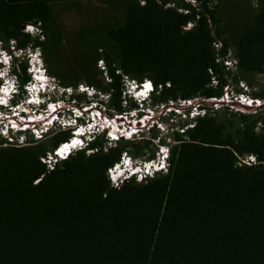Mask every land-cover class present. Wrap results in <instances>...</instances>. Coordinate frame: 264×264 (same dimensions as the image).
Listing matches in <instances>:
<instances>
[{"label": "trees", "instance_id": "obj_1", "mask_svg": "<svg viewBox=\"0 0 264 264\" xmlns=\"http://www.w3.org/2000/svg\"><path fill=\"white\" fill-rule=\"evenodd\" d=\"M0 41L38 48L65 88L105 93L107 115L137 107L126 78L152 82L150 107L218 98L240 80L264 100L253 79L264 73V0H0ZM19 67L24 84L27 62ZM205 108L192 127L169 122L171 112L165 136L156 128L109 147L95 136L51 166L41 159L70 131L1 139L0 264H264V109ZM156 139L170 147L166 172L111 186L120 154L152 157Z\"/></svg>", "mask_w": 264, "mask_h": 264}, {"label": "clouds", "instance_id": "obj_2", "mask_svg": "<svg viewBox=\"0 0 264 264\" xmlns=\"http://www.w3.org/2000/svg\"><path fill=\"white\" fill-rule=\"evenodd\" d=\"M21 51L22 50L17 49L12 42L8 43L7 49H5L0 42V113H4L3 116L0 117V140L4 139L6 141L12 142L14 145H17L19 143H16V134L23 135V138L20 142L22 143L27 142L30 139L35 140V135H41L40 138H42L46 134L50 133V131L58 128L68 130L71 134L69 139L65 142H62L60 145H69L72 144L74 140H76L80 141V144H78V149L84 147L87 141L99 135L104 137L105 143L108 147L112 146L113 143L115 144L121 138L130 139L131 136L122 137L114 135V137H111L113 130L119 129V126H121L120 124L114 123L112 126L109 122L107 123L98 121L101 123L100 125L95 124L92 126V123L95 121V119L88 116V109L81 110L80 113H76V111L73 109L74 106H57L58 109L57 107L54 108L55 106L53 107L51 103L59 101L56 98V95L60 90V86L46 73L40 50L38 48H30L23 53V56L20 57L19 52ZM25 56V60L29 63V68L26 70L27 74L29 75V80L22 84L20 82V72H18V74H12L10 71L14 60L20 61L19 58ZM143 82H145L146 85L150 84L151 87L144 88ZM36 83H38V85L33 91L34 93H32L30 96L31 92H29V88ZM134 83H136L135 86L131 88L132 86L125 82V92L130 91L131 93V96H128V98H131L132 101L137 104V107L135 108H138V110L140 109V106L144 107L145 110L150 109L146 102L149 101L154 90L152 82L149 79H144L140 83H137L136 81ZM80 86L90 92V94L86 96L89 103L84 105V108H86L87 105L99 102L97 98L102 94V92L96 91L91 87H84L83 85ZM63 88L64 87H61L62 90ZM103 95L105 96L106 94L104 93ZM104 98L108 102V97ZM65 101H70L69 97L66 98ZM141 102H143V105ZM65 104L70 106L72 103L67 102ZM50 107H53L55 112L53 113L50 111L51 114H53L46 115L48 117V122L46 124H42L43 120L38 118L34 119V122L32 121L33 117L36 118L35 113L31 114L32 109L35 111H40L43 114L47 109L50 110ZM102 108L104 109L103 105ZM25 109H28V112L23 111ZM72 110L75 112H72ZM89 110H92V106L89 108ZM143 110L144 109L141 108V112ZM129 112L131 111L128 110V113ZM18 114H22L26 121L25 125L27 126L20 127L19 125L12 124L13 121V123L16 124L20 123ZM112 115H107L105 118H110ZM50 116L52 118H50ZM64 119L66 123L65 125H62ZM3 130H5L4 133L2 132ZM137 131L134 133L135 135H137ZM160 142L161 141H158L159 144H161ZM4 145L7 144L4 143ZM155 145L157 144L155 143ZM163 145L168 146L170 154V147L167 143L161 144L157 152L155 149L154 156L150 157L148 155L146 159H144V155L134 156L126 151H123L120 154L119 160L106 170V176L110 185L118 187L128 180H136L140 182L146 178L153 177L156 173L165 172L168 166L169 158L167 151H165L166 148ZM55 149L52 151V153H50V158L48 161L41 159L43 162H46L48 166L50 161H53V159L56 161L58 159L66 158L71 152H73L68 147L66 153L62 157H59L57 154H55ZM44 156L45 157L43 158H46V154Z\"/></svg>", "mask_w": 264, "mask_h": 264}, {"label": "rangeland", "instance_id": "obj_3", "mask_svg": "<svg viewBox=\"0 0 264 264\" xmlns=\"http://www.w3.org/2000/svg\"><path fill=\"white\" fill-rule=\"evenodd\" d=\"M24 30L25 31H29V32H31V34H35L36 32H37V30H36V28L34 27V26H31V25H28V26H26V27H24ZM20 54H19V56L21 57V56H23V53H24V51H21V52H19ZM26 59V56L25 57H22V58H19V60L20 61H24ZM3 67V66H2ZM100 69H101V67H100ZM253 79H254V81H255V83H259V85H261V86H264V73H262V74H255L254 76H253ZM38 85V83H36L35 85H33V86H30V88H29V92H31V94L32 93H34L33 91L35 90V88H36V86ZM60 86V85H59ZM84 86V85H83ZM256 86V88L258 89V85H255ZM53 87V86H52ZM84 87H86V86H84ZM233 87V90H235V92H240V89L238 88V86L237 85H235V86H232ZM55 88V87H54ZM249 89H250V91L253 89V88H250L249 87ZM248 89V90H249ZM75 92H78V93H81V94H85V96H87V95H89L90 94V92L89 91H87L86 89H84V88H82L80 85L77 87V88H74V89H70V88H63V90L61 89V86H60V90H59V92H58V94L56 95V98L59 100V101H57L56 103H55V107H54V105H52L54 108H56L57 106H60V107H64V106H68V107H72V104L69 106L68 104H65V103H67V102H69V103H71L70 101H65V99L66 98H68L70 95H72L73 93H75ZM234 92V94H232V96H231V98H233V96L236 94ZM104 93H102L97 99L99 100V102H95V103H93V104H90V105H87L86 106V108H84V109H82L81 108V110H86V109H88V116H90L91 118H93V119H95V121L92 123V126H94L95 124L96 125H100L101 123L100 122H98V121H101V122H109L110 123V125H114V123H116V124H118V122H119V124L121 125V126H119V129H115V130H113L114 131V134L111 136V137H114V135H117V136H120V134L121 135H125L126 137H129V134H125V133H129L128 131H129V129L132 127V126H134V129H135V131L136 130H138L137 132V135H135L134 133H131V137H130V139L129 138H121V139H128V140H138L140 137H141V135H144V136H149L156 128L158 129V131L159 132H157L159 135H162V136H165L166 135V133H169L170 131L167 129V125L166 124H164V122H163V120H162V118L164 117V116H166V115H169V113H161V114H158V115H156L155 114V112H153V114H152V116H153V120L152 121H148L144 126H141L142 124L140 123V124H138V125H135V124H133L134 123V121H136L137 120V117H140V116H142L147 110H145V108L144 107H142V106H140V109L139 110H141V108L142 109H144L141 113H139L138 111V109H136V108H130L129 110L131 111V109H136L135 110V112L133 111L132 113H128V111L127 112H124L126 115H122L123 117H125L126 116V118H123V119H121V118H119L118 120L119 121H117V118H115L113 121L110 119V118H105V117H107V115L104 113V109H106V104L105 103H107V100L104 98V97H107V95H103ZM125 95L128 97H130L131 96V93H130V91H127V92H125ZM227 99H229V98H227ZM87 100H88V98H87ZM104 100V101H103ZM95 101H97V100H95ZM102 105H103V107H104V109L102 108ZM203 105H205V104H203ZM92 106V110H89V108ZM227 105H221V104H218L216 107H219V109H216V110H223V109H225V108H230L229 106H227ZM53 107H50V110H46V113L47 114H49V115H52L54 112H55V110L53 109ZM209 108V110H211L212 111V109H211V107L209 106L208 107ZM236 108V110H240V111H243V112H248V113H254V111L255 110H244V109H242V108H238V107H235ZM57 109H58V107H57ZM231 109V108H230ZM262 109H264V108H262ZM28 109H25V110H23V111H27ZM138 110V111H137ZM188 113H186V115L183 117L182 116V114H177V113H175V112H173V113H175L176 114V116H172L171 118L172 119H174L173 120V123H175L176 125L175 126H178L179 127V125H180V123L182 122V123H187V127H192L193 125H194V121L193 120H195L197 117H201L202 115H203V113H200L199 112V110H198V108H196V109H194V108H188ZM45 111V110H44ZM53 112L52 114H51V112ZM187 111V110H186ZM72 112H75V111H73L72 110ZM77 113V112H76ZM123 113V114H124ZM197 113V114H196ZM3 114L4 113H0V117H2L3 116ZM196 114V115H195ZM42 116H43V114H42ZM194 116V117H193ZM110 117H114L113 115L112 116H110ZM156 117V118H155ZM35 118V117H34ZM141 118V117H140ZM159 121H161V123H159ZM158 123V124H157ZM192 123V124H191ZM190 125V126H189ZM136 126V127H135ZM130 127V128H129ZM183 129H185V127H182ZM58 129H60V128H58ZM128 129V131H125V130H127ZM180 130H182V129H179V132H182V131H180ZM122 131L124 132V133H122ZM116 132H118L117 134H115ZM48 135H46V136H44V137H42L41 139H43V138H45V137H47ZM122 137H124V136H122ZM15 138H16V143H19V144H17L18 146H21V145H24L26 142H22V143H20L21 142V139L23 138V135H21V134H16L15 135ZM166 141L167 142H170V143H172V141L170 140V139H168V138H166ZM152 142L155 144H157V145H155L156 146V152L158 151V149H159V146H161V144H159L158 143V140L156 139L155 141H153L152 140ZM114 144V143H113ZM10 145V144H9ZM16 145V144H15ZM163 146H165V151H167V153H168V158H169V148H168V146L167 145H163ZM76 149H78V145L77 146H75L74 148H70V150H72V151H74V150H76ZM164 153V152H163ZM144 159H146L147 157H148V154H145L144 156ZM49 158H50V153H47L46 154V158L45 159H43V160H46V161H48L49 160ZM250 157H247L246 159H244V160H250L249 159ZM53 161H54V159H53ZM53 161H50V164H49V166H51V164H53ZM166 172V171H165Z\"/></svg>", "mask_w": 264, "mask_h": 264}, {"label": "built area", "instance_id": "obj_4", "mask_svg": "<svg viewBox=\"0 0 264 264\" xmlns=\"http://www.w3.org/2000/svg\"><path fill=\"white\" fill-rule=\"evenodd\" d=\"M189 1H191L192 3L194 2V0H189ZM189 25L190 24H188L184 28H188ZM222 62L226 66V68H228V69L232 68L233 65H234V62H232L229 59H224ZM98 66L101 67V69L104 68L103 63L101 61L98 62ZM125 82L128 83L130 86H132L131 88H133L135 86V84H136V83H134L135 81L130 80L128 78L125 79ZM143 84H144L143 87L146 88V83L143 82ZM216 84H217L216 80L212 79V85H216ZM239 87H241L243 91L235 92V90H233L232 86H229V85L225 86L224 89H223L222 95L220 97H218V98H215V97H212V98L198 97V98H194V99L169 100L166 103H161V104L155 105L154 107H150L149 106L150 109H147V111L142 116H140L141 118L137 117V120L134 121L133 124L138 125V124L141 123L142 124L141 126H144L148 121H152L153 120L152 119L153 118V116H152L153 112H155L156 115L161 114V113L175 112L177 114H182V116L184 117L186 115V113H188V111H189L188 108H194V109L198 108L199 112L203 113V115H204V113L207 111V109L205 107L208 108L210 106L212 111H214L216 109H219V107H216L218 104H221V105L225 104V105L229 106L231 109H234V110H236L235 107L242 108L244 110H255V111L264 108V107H262V105H264V100H261L259 98H252L251 96H249L247 94V91H249L248 90L249 88L247 87V85L245 83L239 82ZM234 92L236 94L233 96V98H231V96H232V94H234ZM30 96H31V93H30ZM227 98H229V99H227ZM55 103L56 102H52L51 105L55 106ZM141 104L143 105V102H141ZM203 104H205V105H203ZM72 106H74L73 109L76 112L80 113V111H81V107L80 106L79 107L75 106V105H73V103H72ZM82 109H84V106H82ZM136 109H138V108H136ZM136 109H131V112H129V113H132L133 111L135 112ZM237 111H240V110H237ZM26 112H28V110ZM33 113H35V115H36V118H34V117L32 118L33 122H34V119H37V118L43 120L42 124H46L48 122L47 121L48 117L46 116L47 115L46 112L43 113V116H42V113L40 111H35L34 109H32L31 110V114H33ZM123 113L122 114L114 113L113 114L114 117H110V118H111L112 121L115 118H117V121H119L118 119L121 118V117H122L121 119L126 118V116L125 117L122 116V115H126L125 113L124 114ZM18 115H19L20 123L16 124V123H13L14 122L13 121L12 124L13 125H19L20 127L27 126V125H25L26 121H25L24 117L22 116V114H18ZM50 118H52V117L50 116ZM170 119H169V122L174 120L172 118H170ZM65 123L66 122H65V119H64L63 122H62V125H65ZM159 123H161V121H159ZM180 129H182L180 131H182V132L184 131L183 128H180ZM171 130H173V129H170V131ZM125 131H128V129L125 130ZM136 131L134 129V126H132L129 129V131H128L129 133H125V134H129V136H131V133H135ZM2 132L4 133L5 130H3ZM122 133H124V132L122 131ZM40 137H41V135H38V136L35 135V140L41 139ZM61 146L62 145L58 146L55 149V151H54L55 154H57L59 157H62L66 153V151H67V149L69 147V145H67V144H64L62 147ZM65 146H67V147L64 148ZM42 159H45V158H42Z\"/></svg>", "mask_w": 264, "mask_h": 264}, {"label": "crops", "instance_id": "obj_5", "mask_svg": "<svg viewBox=\"0 0 264 264\" xmlns=\"http://www.w3.org/2000/svg\"><path fill=\"white\" fill-rule=\"evenodd\" d=\"M188 24H190L189 25V27L190 26H192V23H188ZM187 24V25H188ZM29 25H31V24H29ZM186 25V26H187ZM26 26H28V25H25V27ZM31 26H33V25H31ZM185 26V27H186ZM188 27V28H189ZM187 28V29H188ZM1 43H2V41H0ZM9 42H12V41H9ZM8 42V43H9ZM14 42V41H13ZM12 42V43H13ZM2 45H3V47L5 48V49H7L8 48V45L7 44H3L2 43ZM36 48V47H35ZM41 54V53H40ZM232 55H231V53L230 54H228L227 56H226V58L225 59H229V60H231L232 62H234V64L236 63V60L234 59V57H231ZM41 58H42V55H41ZM224 60V59H223ZM222 60V61H223ZM24 61H26V60H24ZM24 61H17V60H14V62H13V65H12V68H11V71H10V73H12V74H18V72H20V78H21V76H22V73H23V71H22V69L19 67V65H20V63L21 62H24ZM42 61H43V59H42ZM27 62V61H26ZM27 65H28V67L27 68H29V63L27 62ZM43 66H44V68H45V65H44V61H43ZM225 66V65H224ZM234 66V65H233ZM226 67V66H225ZM228 69V68H227ZM230 69V68H229ZM45 70H46V68H45ZM46 73H47V70H46ZM48 74V73H47ZM52 79H54L56 82H57V80H56V78L54 77V76H52V75H50V74H48ZM241 82H243L242 80H240ZM243 83H245V82H243ZM57 84L58 85H60L61 87H63L61 84H59L58 82H57ZM246 84V83H245ZM227 85H229V86H235V85H237V83L236 84H234L233 82H231V81H228V83L225 85V86H227ZM247 85V84H246ZM224 86V87H225ZM247 87H248V85H247ZM238 88L240 89V92L241 91H243L242 90V88L241 87H239V83H238ZM250 90V89H249ZM247 94L249 95V91H247ZM250 96V95H249ZM194 98H198V96H196V97H194ZM194 98H191V99H194Z\"/></svg>", "mask_w": 264, "mask_h": 264}, {"label": "bare ground", "instance_id": "obj_6", "mask_svg": "<svg viewBox=\"0 0 264 264\" xmlns=\"http://www.w3.org/2000/svg\"><path fill=\"white\" fill-rule=\"evenodd\" d=\"M118 124H119V122H118ZM130 128V127H129ZM115 130V129H114ZM118 132H116L115 134H117ZM113 134H114V131H113ZM113 134H111V135H113ZM117 136V135H116ZM120 136H125V135H121L120 134ZM77 138H79V137H77ZM78 144H80V141H76V140H74V142L72 143V144H69V148H73V147H75V146H77ZM67 146H65L64 148H66ZM62 150V149H61Z\"/></svg>", "mask_w": 264, "mask_h": 264}, {"label": "snow or ice", "instance_id": "obj_7", "mask_svg": "<svg viewBox=\"0 0 264 264\" xmlns=\"http://www.w3.org/2000/svg\"><path fill=\"white\" fill-rule=\"evenodd\" d=\"M146 87H151V85L149 84V85H146Z\"/></svg>", "mask_w": 264, "mask_h": 264}, {"label": "water", "instance_id": "obj_8", "mask_svg": "<svg viewBox=\"0 0 264 264\" xmlns=\"http://www.w3.org/2000/svg\"><path fill=\"white\" fill-rule=\"evenodd\" d=\"M262 107H264V105H262Z\"/></svg>", "mask_w": 264, "mask_h": 264}]
</instances>
